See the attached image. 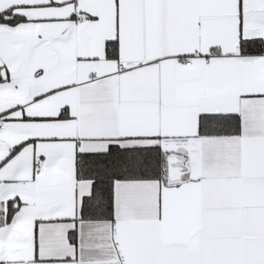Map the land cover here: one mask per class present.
<instances>
[{
    "label": "snow or ice",
    "instance_id": "snow-or-ice-1",
    "mask_svg": "<svg viewBox=\"0 0 264 264\" xmlns=\"http://www.w3.org/2000/svg\"><path fill=\"white\" fill-rule=\"evenodd\" d=\"M0 264H264V0H0Z\"/></svg>",
    "mask_w": 264,
    "mask_h": 264
}]
</instances>
